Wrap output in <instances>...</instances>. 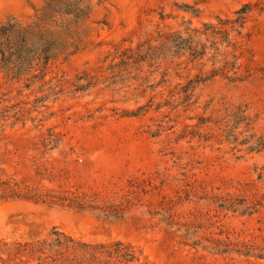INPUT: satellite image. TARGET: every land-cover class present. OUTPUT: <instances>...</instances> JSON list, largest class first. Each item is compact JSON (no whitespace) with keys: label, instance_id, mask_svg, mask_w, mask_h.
I'll list each match as a JSON object with an SVG mask.
<instances>
[{"label":"rangeland","instance_id":"1","mask_svg":"<svg viewBox=\"0 0 264 264\" xmlns=\"http://www.w3.org/2000/svg\"><path fill=\"white\" fill-rule=\"evenodd\" d=\"M116 244L264 264V0H0V264Z\"/></svg>","mask_w":264,"mask_h":264},{"label":"trees","instance_id":"2","mask_svg":"<svg viewBox=\"0 0 264 264\" xmlns=\"http://www.w3.org/2000/svg\"><path fill=\"white\" fill-rule=\"evenodd\" d=\"M113 249H107L104 246H94L88 247L83 250V262L87 260H92L94 264H102V259L99 258L102 255L116 256L117 258L122 259L126 263H131L134 261L133 252L124 251L121 252L120 244H116ZM122 253V254H121ZM82 259V258H81Z\"/></svg>","mask_w":264,"mask_h":264}]
</instances>
